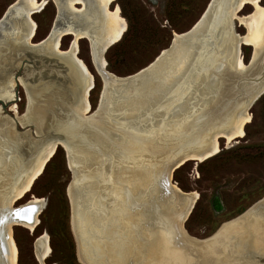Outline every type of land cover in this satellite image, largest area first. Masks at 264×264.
Listing matches in <instances>:
<instances>
[{"label":"water","instance_id":"95a60500","mask_svg":"<svg viewBox=\"0 0 264 264\" xmlns=\"http://www.w3.org/2000/svg\"><path fill=\"white\" fill-rule=\"evenodd\" d=\"M18 1L20 0H15L10 4L0 17V42L8 38L7 32L10 29L12 11L18 5ZM215 1L210 0L199 19L187 31L182 32L181 37L176 39L174 35L169 47L163 49L151 63L137 72L127 76H118L106 70L105 66L94 64L103 81L98 105L87 116L78 114L75 119L55 116L54 119L47 118L44 123H40L33 118L34 108L44 106L53 90H58L66 96L68 106L83 101L88 80L77 58L65 51L59 52L49 48L46 41L52 28L43 39L37 42L27 41L25 50L19 51L20 54L15 58L13 65L3 69L5 72L0 70L2 71L0 78H6L5 84L15 79L16 85L21 83L25 85L30 103L34 106L30 108L28 105L27 112L19 119L20 123L30 127V131L25 133L27 146L17 149L13 147L10 149L11 152H6L13 166L10 170H5L6 172L0 169V180L3 172L10 178L7 186L0 190V206L29 172L43 147L53 140L58 145L56 152L59 146H63L62 142L67 144L68 149L63 147L67 152L68 163L73 155L82 157L84 160L82 165L88 166L93 162L96 163L92 169L101 176L106 170H110L111 159L113 157L118 159L116 154L119 153L120 147H131L132 143L128 141V138L138 137L139 140H144L150 145L148 152H139V164L141 163L142 169L145 171L162 170L169 178V173L177 169L175 166L186 154H202L206 149V146L199 145L171 152L177 147L179 140L198 134L211 132L215 134V131L228 132L234 124L238 111L247 106L251 108L264 94V84H262L264 53L256 59L251 57L246 63V70L242 71L227 60L222 62L218 47L220 38L209 35L207 40L201 41L203 27L212 13ZM230 27L234 30V19L230 21ZM178 44H185L190 51L192 50L190 60L181 70L183 72L181 76L184 79L192 78V86L185 99L173 102L165 110L161 104L171 99L172 96L169 97L167 92L157 89L156 74L169 53ZM202 45H206L204 49ZM208 46L213 48L210 51L206 50ZM48 49H50L49 52ZM209 52L216 57H213L214 60L211 62L209 61V65L202 66L203 60L207 59L205 55H209ZM8 70H17L16 75L7 76ZM166 73L169 74V69ZM19 74L21 77H18ZM204 85L208 87L204 89ZM94 87L93 75L89 90ZM137 87H139V94L133 92ZM202 89L205 90L204 94L199 93ZM14 92L15 100L17 92L15 90ZM0 101L3 105L6 104L4 99L0 98ZM121 112L133 117L123 123L112 121L114 114L119 115ZM69 166L73 173V180L67 188L68 196L69 188L74 187L76 180L75 169L70 163ZM83 176L85 180L90 179L88 174L84 173ZM98 179L101 181L103 177ZM164 183L160 212L168 216L173 212L178 199L186 204L188 199L185 195L178 194L168 181ZM184 203L183 210L186 205ZM22 204L9 212L7 218L10 220L24 219L31 223L39 209V215L41 214L46 201L43 207L36 204L24 206ZM26 207H32L35 211L28 213L27 218L15 215L20 208ZM240 217L247 218L243 229L233 231L234 227L224 228L223 223L215 233L206 238L190 235L193 239H187L177 229L176 248L179 251L177 256L174 252L171 255L168 254L166 245L168 241L164 237L165 243L156 246L153 255H149L150 245H148L145 248L146 260L138 262L135 258H131L129 264H264V197L230 221ZM180 219L178 215L177 220ZM184 223L179 221L182 228L189 234ZM238 225L237 223L235 226ZM140 249L139 246V254L142 252ZM122 257L117 258V264H121Z\"/></svg>","mask_w":264,"mask_h":264},{"label":"bare ground","instance_id":"6f19581e","mask_svg":"<svg viewBox=\"0 0 264 264\" xmlns=\"http://www.w3.org/2000/svg\"><path fill=\"white\" fill-rule=\"evenodd\" d=\"M49 1H18V5L12 11L10 29L7 32L8 38L6 41L0 42V46H2L0 48L7 47L8 51L6 55L0 51V65H2L0 70L2 68L6 69L7 65L12 66L15 58L20 54L19 51L25 50V43L32 41L36 37L38 27L32 14L40 12ZM53 1L56 3L58 10L50 36L46 41L47 45L51 50L65 51L67 54L77 58L86 75L88 85L84 91L83 101L70 106L66 105V96L62 95L58 90H53L47 97L44 106L34 108L33 118L40 123H44L47 118L54 119L55 116L63 118L65 116L67 119H75L78 114L87 116L92 111L89 101L91 92L89 87L92 85L93 74L78 55L79 40L81 38L89 40L93 63L98 66H105V69L108 70L105 53L111 45L120 40L126 30V22L120 15V7L116 5L114 11L109 9L111 3L115 0ZM263 1L216 0L212 13L203 27L201 41L207 40L209 35L220 38L218 47L222 62H224L223 60H227L237 69L245 71L247 65L241 52V45L243 43L253 46L252 57L254 59L264 53ZM78 4H80L79 7H77ZM248 4L254 6V11L240 18L242 22H246L248 31L246 35H238L235 29H231L230 21L236 18L237 13ZM238 10L240 11L237 12ZM66 35H71L72 40L69 45L70 49L63 50L61 48V41ZM174 35L176 39L182 36L178 32H174ZM202 46L204 49L206 45ZM212 48L208 46L206 50L210 51ZM50 49H48V52ZM191 52L192 50L190 51L187 45L178 44L169 53L168 58L156 74L157 89L167 92L169 97L172 96L171 99L161 104L165 110L173 102L185 99L190 93L192 78L188 80L184 79L181 76L183 75L181 70L190 60ZM205 57L207 59L203 60L202 66L209 65V61L214 60L213 57L216 56L209 52V55H205ZM167 69H169V74L166 73ZM15 83V79H11L7 81V84L1 85L0 98L6 102L13 100L15 95L13 93V86ZM262 84H264V79ZM207 87L203 86L204 89ZM204 89L199 93L204 94ZM133 92L139 94V87L135 88ZM30 102L31 100L29 99L30 108H33L34 106ZM249 108L247 106L238 111L235 115L234 124L228 132L215 131V134H212V132L198 134L197 136L193 135V137L179 140L177 147L171 150V152L199 145L206 146V149L202 154H186L175 168H179L189 159L202 162L215 155L221 150L220 138L232 141L238 137H243L245 135V126L252 118L248 112ZM11 110L17 112L15 104L11 106ZM121 115L122 113L119 115L115 113L114 120L112 121L123 123L133 117L131 115H124L123 117ZM14 135L15 131L10 126L2 129L0 136V162L4 159L3 145L7 147ZM129 140L132 143L131 147H120L118 149L119 153L116 154L118 159L113 157L111 159L112 165L110 170H106L101 176L97 171L92 169L95 166L94 162L92 163L93 165H85V167L82 165L84 163L82 157L73 155L69 159V163L75 169L74 174L76 175V186L74 184V187L69 188L72 214L71 225L77 241L78 257L82 264H110V262L111 264H117V258H121V256H123L121 264H129L131 258H135L138 262L139 260L143 262L147 256L145 248L150 245L149 249L151 251L149 250V255H153L156 246L158 247L160 243H165L164 237L168 241L166 242L168 254L171 255L174 252L175 256H177L179 253L178 248H176L177 229H179V232L185 238L193 239L182 228V224L180 225L179 221L184 223L189 218L200 197L199 193L196 191L184 192L172 180V171L169 173L168 178L167 173L162 170L145 171V169H142L141 163L139 164V152H148L150 150L148 146L150 145L144 140H139L138 137L130 136ZM19 141H21V147L19 148L25 147L27 144L23 142L25 138H20ZM61 144L68 149L65 142ZM102 145L105 146L104 143ZM57 146V143L53 140L43 147L38 159L29 172L14 187L10 197H7L0 206V264H18L19 262L20 250L13 234L12 225L25 226L32 231L36 230L39 225L40 220L38 216L40 209L35 213L33 222L31 223L24 219L10 220L7 217L9 216L8 213L15 208L12 205V201L19 200L28 193L34 182L44 172L46 164L55 155ZM7 149L12 148L8 147ZM84 173L88 174L90 179L85 180ZM101 177H103V180L100 181L98 178ZM165 181H168L178 194H183L188 199L187 204L178 199L175 202L176 206L173 207V212L168 216L160 212V199L163 192L162 189L165 187ZM83 192L89 195L84 196ZM44 202V198L33 196L32 199L22 204V206L36 204L43 207ZM183 203L184 205L186 204L184 210ZM88 209L93 213L99 214L98 220L89 214ZM178 215L181 218L180 220H177ZM245 222H247V218L243 217L233 221L228 220L224 222V228L232 226L234 227L233 231L241 230V228L245 227ZM237 223L239 225L235 226ZM139 246L141 248L140 252L142 250L140 254ZM50 253L49 235L46 232L36 239L35 254L40 264H46L45 259ZM106 255L110 256L112 261L109 258L106 260Z\"/></svg>","mask_w":264,"mask_h":264},{"label":"rangeland","instance_id":"374dc122","mask_svg":"<svg viewBox=\"0 0 264 264\" xmlns=\"http://www.w3.org/2000/svg\"><path fill=\"white\" fill-rule=\"evenodd\" d=\"M14 1L0 0V17ZM209 1L115 0L109 9L114 11L116 5L120 7V15L126 22V30L120 40L111 45L105 53L107 69L118 76H127L147 66L163 49L169 47L174 32L187 31L199 19ZM57 10L56 3L50 0L40 12L32 14L38 27L33 42L48 35L55 22ZM253 11L254 6L248 4L237 13L234 18V29L238 35H246L248 31L246 22H242L240 18ZM71 40L72 36L66 35L61 41V48L67 50ZM0 51L5 55L6 52L8 53L7 47L0 48ZM241 52L245 62L248 63L253 55V46L243 43ZM78 55L94 75L97 87L91 90L89 101L91 110L96 109L103 81L93 63L91 44L87 38L79 40ZM8 67L9 65L6 69ZM16 72L17 70H8L6 75L14 77ZM18 77H21V74ZM5 79L0 78V86L5 84ZM15 85L13 93L15 94L14 90L17 92L16 99L13 98L14 101L11 100L13 102L8 101L5 105L0 101V136L2 129L9 126L15 131L8 146L3 145L4 159L0 162V169L4 171L10 170L13 166L7 157L9 154L6 152H11L7 148L21 147L19 139L26 138L25 133L30 131V127L23 125L19 120L27 112L28 93L24 84H18L16 87ZM13 104L16 105L17 112L11 110ZM248 112L252 118L245 126L243 137L232 141L220 138L221 150L218 153L202 162L189 160L171 175L174 183L183 191L199 193L200 197L184 223L189 234L194 237L206 238L212 235L224 222L238 216L264 197V94ZM124 115L125 113H122L121 116ZM23 142L25 143L26 139ZM67 160L66 149L59 146L57 153L46 164L44 172L28 193L21 199L12 201L14 207L27 202L33 196L44 198L46 201L43 211L38 216L40 222L36 230L12 225L20 250L18 264H40L35 254V242L46 232L51 246V253L45 259L46 264H79L80 262L77 241L71 225V203L67 194L73 173ZM5 172L1 175L0 190L7 186V181L10 179ZM83 193L84 196L89 195ZM88 212L98 220V213H93L90 209ZM108 258L112 261L110 256L105 259Z\"/></svg>","mask_w":264,"mask_h":264},{"label":"snow or ice","instance_id":"6c2138e0","mask_svg":"<svg viewBox=\"0 0 264 264\" xmlns=\"http://www.w3.org/2000/svg\"><path fill=\"white\" fill-rule=\"evenodd\" d=\"M33 211H35V209L32 208V207L20 208V209L15 213V215H17V216H21V217H23V218H27L28 213H31V212H33Z\"/></svg>","mask_w":264,"mask_h":264},{"label":"trees","instance_id":"16d2710c","mask_svg":"<svg viewBox=\"0 0 264 264\" xmlns=\"http://www.w3.org/2000/svg\"><path fill=\"white\" fill-rule=\"evenodd\" d=\"M97 87V85H95V87L92 89V91L95 89ZM57 153V152H56ZM53 158V157H52ZM75 258H76V256H75ZM79 264H81L80 262H79Z\"/></svg>","mask_w":264,"mask_h":264},{"label":"flooded vegetation","instance_id":"af4514ba","mask_svg":"<svg viewBox=\"0 0 264 264\" xmlns=\"http://www.w3.org/2000/svg\"><path fill=\"white\" fill-rule=\"evenodd\" d=\"M78 5H80V4H78ZM115 8V7H114Z\"/></svg>","mask_w":264,"mask_h":264}]
</instances>
